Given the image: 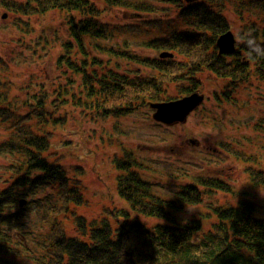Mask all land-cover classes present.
Instances as JSON below:
<instances>
[{
    "label": "rangeland",
    "instance_id": "1",
    "mask_svg": "<svg viewBox=\"0 0 264 264\" xmlns=\"http://www.w3.org/2000/svg\"><path fill=\"white\" fill-rule=\"evenodd\" d=\"M3 1L0 0V108L14 117H21L30 111L28 106L36 103L39 94L45 97L42 98L41 115L31 114L28 123L31 122L38 133H52L51 147L44 155L64 170L66 177H63L67 182L72 184L79 180L83 185L84 202L78 206L69 205L65 213L56 217L58 223L62 222L66 227L68 236L76 235L75 213L87 222L107 217L113 227L121 225L125 228L128 217L109 214L113 210L128 211V202L118 193L116 183L123 173L118 161L125 160L124 151H129L128 158L140 169L134 172L135 176L152 184L151 192L160 199L175 201L181 187L190 179L194 180L190 182L193 185L194 178L213 173L214 180L226 183L232 190L237 189L239 195L256 201L257 207L264 210V185L251 188L244 170L247 164L264 170V80L253 76V81L249 79L237 90L228 92L222 78L207 72L196 75L206 97L203 104L189 114L184 124L168 130L154 126L146 98L141 102L143 107L139 105L135 112L123 116H98L92 107L75 103L71 98L70 94L74 93L75 98L86 100L79 94V83H72L68 95L61 98L51 89L64 82L67 76L81 81L79 73L56 63L57 56L63 51L61 45L69 36L66 23L69 11L61 14L54 10L41 16H27L8 10ZM92 1L101 9L96 17L115 28L106 38H85L89 55L99 61L94 64L99 74L107 71L105 66L128 77L155 73L154 69L139 63L147 57L158 58L162 51L146 45L150 40L148 34L158 36L155 27L144 25L146 19L158 17L162 30L170 35L193 30V23L179 17V9L173 4L158 0H125L133 5L107 8L102 1ZM140 1L146 2V9L135 7L141 4ZM206 4L214 10L215 4L220 5L217 9L227 21L236 42L251 23L259 22L264 16L259 9L248 5V0H206ZM71 53L80 56L75 48ZM164 87L167 99L181 96L179 85L171 83ZM49 112L63 114L54 117L59 123L53 125V129L52 121L44 122ZM37 122H44L47 127L39 128ZM11 124V120L0 118V140L4 141L6 149L0 150V184L9 180L8 165L17 158L6 148L11 137L20 139L21 136L13 131L15 126ZM187 137L191 139L186 142ZM192 139L198 142L195 147L189 143ZM239 154H245L250 161L245 163L236 158ZM195 161L201 164L197 165ZM181 162L186 164V171L179 170ZM172 178L184 180L172 182ZM37 189L39 194L21 197L30 205L19 215L24 226L18 231L24 233L25 243L20 241L19 253L12 258L19 264H39L45 252V243L40 240L50 227L53 217L49 212L55 208L57 191L55 185L49 183L41 184ZM205 195L199 204H183L176 214L180 223L206 215V204L236 203L232 194L225 190L213 188ZM18 208L16 202L11 212ZM129 214L147 228L163 222L155 216L133 215L132 209ZM202 221L204 227L210 224ZM7 230L12 231L11 228Z\"/></svg>",
    "mask_w": 264,
    "mask_h": 264
},
{
    "label": "trees",
    "instance_id": "2",
    "mask_svg": "<svg viewBox=\"0 0 264 264\" xmlns=\"http://www.w3.org/2000/svg\"><path fill=\"white\" fill-rule=\"evenodd\" d=\"M101 1L107 6L126 5L121 0ZM158 2L176 5L179 17L193 23V30L171 35L164 32L162 37L158 36L161 38L150 41L148 46L151 48H165L173 51L179 58L178 61L176 58L160 61L154 58L139 60L143 65L157 70V73L154 76L138 77L119 74L108 66H105V73H98L94 64L99 61L89 55L85 38H106L115 28L96 17L99 9L92 0H4L3 5L8 10L27 16H40L52 10L74 11L69 19V36L61 45L63 51L57 56L56 63L61 68L66 67L79 73L81 81L77 82L73 77L67 76L64 82L53 88L61 98L65 94L68 95L72 83H79V94L86 100L75 98L74 93L70 94L71 98L75 103L92 107L99 116H123L137 110L142 100L148 99L144 89L148 84H158L162 89V83L180 80L186 82L183 90L189 92L199 87V79L195 76L207 72L216 78H222L226 83V90L230 92L249 80L248 73L252 76H264V16L259 22L251 23L246 32L240 35L234 56H220L215 48V39L230 29L217 9L220 5L215 4L214 10L206 4V0L189 4L182 0ZM145 5L141 3L135 7L146 9ZM248 5L264 13V0H248ZM157 24L155 21L144 23L147 27H155ZM249 34L254 38L252 45L244 42ZM190 46L191 49H188ZM256 47H259L260 53L253 51L250 54V49ZM74 48L80 55L76 61L63 54L71 52ZM168 66L179 70L178 73L170 77L167 73ZM43 98L45 99L44 96ZM41 103L37 100V104ZM31 106H34L31 113L41 115L44 107L33 104ZM31 113L21 116L16 123L13 122V131L24 135L23 129H26ZM40 135L26 136L25 144L12 137L6 143V148L11 153L15 154V151L20 150L23 152L22 156L27 157V161L23 166L21 158L9 163V180L0 184V264H19L12 258L18 255L21 240L20 237L14 236L12 231L19 232L18 229L24 226V221H20L19 215L30 204L26 203L13 212L11 209L19 198L38 191L37 188L44 183L55 185L57 195L55 208L49 212L53 217L50 227L40 240L45 243V252L39 264H264V232L261 227L252 224L244 214L229 216L221 212L217 213L219 218H215L209 230H202L201 225H198L200 217L180 223L176 214L184 203L189 202V186H186L188 191L182 189L175 201L151 195L149 189L144 188L143 182L135 176L134 172H139L140 169L134 167L127 151L123 153L126 154L125 160L118 161L119 170L123 171L116 182L118 193L128 202V211L132 209L136 214L155 216L163 222L147 228L128 215V211L113 210L109 211L110 216L116 217L120 214L129 219L126 220L125 228L121 225L113 227L107 217L87 222L84 217L75 213L76 235L68 236L66 227L62 222L58 223L56 217L65 213L69 205L78 206L84 202L80 191L81 183L77 180L72 184L67 182L63 177L64 170L47 159L44 152L48 147L44 149L39 146ZM29 148L37 154L36 158L30 156ZM0 150L6 151L5 143L1 140ZM261 172L263 174L256 175L260 182L264 181V170ZM214 188L224 190L219 182L214 184ZM233 223L235 227L232 229ZM21 234L24 236V233ZM248 236L251 237L255 249L249 245L238 249L235 238L248 241Z\"/></svg>",
    "mask_w": 264,
    "mask_h": 264
},
{
    "label": "bare ground",
    "instance_id": "3",
    "mask_svg": "<svg viewBox=\"0 0 264 264\" xmlns=\"http://www.w3.org/2000/svg\"><path fill=\"white\" fill-rule=\"evenodd\" d=\"M187 48L188 49H191V46L190 47H187ZM215 48L217 50V54L220 55V56H234V54H233L234 52H232L230 54H219L218 48L216 46V40H215ZM160 49L166 50L165 48H160ZM63 54L65 56L69 57V59H71L73 61H76L78 59V56L77 55L74 56L75 53H71V52L66 53V52H64ZM176 57L179 58L178 55H176ZM155 60H157V59H155ZM158 60L160 61V60H165V59L160 58ZM170 60H173V58L170 59ZM147 61H149V59ZM151 62L153 64V61H151ZM174 70H176V71H174ZM155 71L157 72V70H155ZM171 71H174V72H171ZM178 71L179 70H177L176 68H174L172 66H168L167 67V73H168V75L170 77L175 76L178 73ZM160 72H162V71H160ZM248 77H249L250 81L251 80L253 81V78L254 77L250 73H248ZM256 77L259 80H264V78H263L264 76L261 77V76L258 75ZM171 83L180 86L181 96L178 97V98H174L175 100H180V99H182L184 97H188L189 95L195 93L197 91V89L199 88L198 87L196 90L194 89L192 91L185 92L183 90V87L186 86V82L180 81V80H176V81H172V82H164L161 85L162 86V89H161L160 85H158V84L156 86L151 85V84H148V85L144 86V89H146L148 103L150 104V109L152 110V113L155 114L157 112L158 113L162 112V117H160L158 119H156L153 116H151V118L155 122V125L154 126H158V127H160L161 129H164V130H168V128H172V127L181 126V124H184L186 122L187 117H189V111L188 110H185L184 112H173L172 114H170L167 111V108L166 107L169 105V100L165 97V93H163V91L165 89L164 85L165 84H171ZM51 89L54 90V88H51ZM39 96H40V98L38 100L40 102H43L42 95L39 94ZM141 107H143V106L140 105V108ZM0 110H2V112H0V116H2L3 118H5L7 120H11L12 122L16 123L19 119H21V117L18 116V115H16V117L12 116L4 108H0ZM132 112H135V111H132ZM93 113L94 114H97L95 111H93ZM31 114L34 115V113H31ZM199 115H200V113H199ZM55 116H63V114L62 113H51V112H49V113L46 114L45 121H44V122H46L48 120L52 121V123H51L52 129H53V125H57V123H59L57 120H54V117ZM109 116L112 117V115H109ZM102 117H104V116H102ZM170 117H171V119H170ZM44 122L43 123L42 122L41 123L40 122H37V123H39V128L40 127L41 128H46L47 127L46 124H44ZM35 130H36V128H34L31 125V122H29L27 124L26 129H23L24 135H21L20 136V142L24 143L26 136H33V135H35L34 134V131ZM48 132H50V131H48ZM52 138H53L52 133L51 134H48L47 131H45L43 134L40 135L39 146L42 147V148H44V149H46L49 146L51 147ZM189 139H191V138L190 137H187L185 139V141L187 142ZM189 143L192 146H194V147L196 145H198V142L195 139L190 140ZM30 153H31L30 156H33L34 158L37 157V154H35L31 149H30ZM19 155H21L20 154V151L19 150L18 151H15V156H19ZM170 155L171 156H175L172 153ZM243 155H244V157H243ZM20 157H21V164L23 166L25 164V162L27 161V157H25V156H20ZM235 157L236 158H240L245 163L247 161H250V159H251L248 156H246L245 154H239V155H237ZM195 163L197 165H200L201 164V162H199V161H195ZM181 164H182V167H179V170L186 171V168H187V167H185L186 164L184 162H181ZM188 167H191V166L188 165ZM244 170H245V172L248 175V178L250 180V184H251L250 187L251 188H254V187H257V186H260V185H264V181L260 182L258 176H256L258 173L263 174L261 172L263 169H257L254 166H252L251 164H247ZM194 179H195V181L200 180V179H210L211 180V179H215V177H214V175L212 173V174H210V175H208L206 177L201 176V177H196ZM183 180H184L183 178L182 179L181 178H172L171 179L172 182H180V181H183ZM77 181H79V180H77ZM191 181H194V180H191L190 179V182ZM217 181L220 182V183H222L224 185L223 187H224L225 192H227L228 194L229 193L232 194V197L234 199H236V201H235L236 203L233 204V205L232 204H229V203H225V204H218V203L211 204L210 203L209 206H208V204H206L204 208H207V209H205V210H208L207 214L206 215H202V217L198 218L200 220L199 223H198V225L199 226L201 225V229L204 230V228L205 229L208 228L207 230H209L210 229L209 226L210 225L212 226L213 222H215V218H219L218 215H217V213L221 212L222 214H229V216H231L232 214H236L237 216H239L240 214H244L250 220V222L252 224L258 225L259 227H261L263 229V232H264V210H261L259 207H257L256 201L250 199L249 197H245V196L239 195V192H237V189L232 190L229 187H227V184L226 183H224L222 181H219V180H217ZM80 183L82 184V182H80ZM143 184H144L143 187L149 189V193L151 195H153V193L151 192V191H153L152 190V184L149 185L146 182H143ZM187 184L188 183H186L185 185H187ZM185 185L182 186L181 188H184V189L187 190V188L185 187ZM132 188L136 189L135 187H132ZM180 192L181 191L178 192V195L180 194ZM206 196L207 195L202 194V196L200 197L201 201H203L206 198ZM177 197H176V199H177ZM187 200L189 202H191L190 204L193 203L194 205L201 203V201L198 200V197L195 194H193V193H191L189 191H188V195H187ZM133 215H137V214L134 213ZM202 219H204L205 221H208L210 224L207 227H204ZM234 227H235V224L233 223V226H231V228L233 229ZM235 232L236 233L238 232L237 229H235ZM200 233H202V232H200ZM199 237H201V235ZM250 239H251V237H249L247 239L248 241H245V240H239V238H235V243H236L235 245H236V247L238 249H241L242 247H245L246 245H249L253 249H255V247L253 245L254 243Z\"/></svg>",
    "mask_w": 264,
    "mask_h": 264
},
{
    "label": "water",
    "instance_id": "4",
    "mask_svg": "<svg viewBox=\"0 0 264 264\" xmlns=\"http://www.w3.org/2000/svg\"><path fill=\"white\" fill-rule=\"evenodd\" d=\"M187 2L193 0H186ZM216 46L218 48L219 54H230L234 51V38L233 34L228 31L220 36H218L216 40ZM172 54L162 53L160 54L161 57L171 56ZM202 100V95H198L197 93H193L188 97H184L180 100L170 101L169 105L166 107L167 111L172 114L173 112H184L188 110L189 112L198 105ZM153 117L158 119L162 117V112L153 114ZM171 119V117H170ZM20 205L24 204V201L19 202Z\"/></svg>",
    "mask_w": 264,
    "mask_h": 264
},
{
    "label": "clouds",
    "instance_id": "5",
    "mask_svg": "<svg viewBox=\"0 0 264 264\" xmlns=\"http://www.w3.org/2000/svg\"><path fill=\"white\" fill-rule=\"evenodd\" d=\"M246 44H248V45H252V44H254V38H252L251 37V34H249L248 35V38L244 41ZM256 52L257 54H259L260 53V49H259V47H256V48H254V49H250V54L252 53V52Z\"/></svg>",
    "mask_w": 264,
    "mask_h": 264
}]
</instances>
